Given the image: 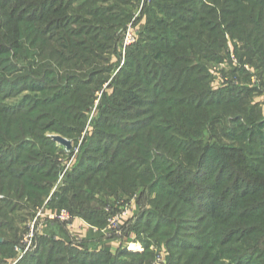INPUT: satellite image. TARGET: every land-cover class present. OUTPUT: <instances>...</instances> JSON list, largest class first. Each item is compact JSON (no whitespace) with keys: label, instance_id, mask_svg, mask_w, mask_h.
I'll use <instances>...</instances> for the list:
<instances>
[{"label":"rangeland","instance_id":"obj_1","mask_svg":"<svg viewBox=\"0 0 264 264\" xmlns=\"http://www.w3.org/2000/svg\"><path fill=\"white\" fill-rule=\"evenodd\" d=\"M14 1L0 0V46L7 50V53L0 55V127L4 128L9 124L18 128L22 126L28 133L24 142L20 141L10 149L6 146L7 149L3 148L0 154L5 161L9 158L15 160L19 158V164L12 170H21L22 161L35 171L44 166L47 170L51 168L50 164H55L59 175L48 197L45 196L43 203L32 211L24 210L25 199L18 200L13 197L14 195L10 196L0 191V224L3 226V231L0 233L8 231L14 224L18 225L20 231L17 243H19L27 231L28 223L40 209H44L43 212L65 210L72 218L70 222L51 220L47 221L43 228L58 227L60 231L58 236L64 233V237H60L65 240L61 239L60 242L65 244L71 239L79 241L77 235L81 234L79 233L81 230H89L85 225L88 223L80 218L84 222L83 226L74 225V220L79 218L72 216L71 206L72 204L91 205L93 208L102 207L108 216L106 226L103 228L106 229L108 247L97 244L98 246L87 248L89 243L83 241L85 247H82V250L98 254L108 248L112 258L118 254L115 260L122 264H239L245 261L247 256L243 257L240 253L245 251V246L254 243V238L251 237H260L262 233L248 235L246 231H242L241 235L235 233L225 238L222 235L225 229L214 222L216 217L204 216L196 209L190 211L186 204L171 200L170 197L160 199L159 196L163 195L165 189H171V182L177 178V164L184 165L185 170H188V173L186 172L188 175L184 176L183 180L184 178L198 180V176H203L205 172L212 173L213 168L216 167L214 163H218L216 159L222 154L220 151L227 150L231 153L232 150L239 151L242 147L243 150L239 151V154L248 165L254 167L251 168L253 172L264 170V152L261 147L258 145L244 147L242 143L228 141L223 137V132L232 128L227 120L216 121V117L212 116L206 121L203 115L194 114V111L192 114L197 119L191 120L192 127L180 120H174L173 124H164L155 117L154 123L160 125L166 140L159 152L156 151L157 149H148L155 153L153 154L155 164L152 162V155L147 156L146 153L145 159H140L141 157L133 155L135 147L127 148L124 137L131 134L133 141L142 134L140 132L124 134L117 129L111 131L108 136L104 135L105 138L99 139L100 143H95L96 139H92L95 133L108 134L107 129L101 127L102 124L114 120L120 128L138 130L142 127L140 125L149 121V114L153 112L156 114L158 110L155 107L151 112L150 108L145 107L147 108L145 112L141 113L138 119L131 118V121L108 115L117 110L116 102L120 99L122 90L130 82H137L129 79L124 85L128 79L120 77V74L127 68L128 59L131 57L126 48L137 43L140 38V27L145 24L146 18L143 17L135 26L133 21L127 24L126 28L132 27L134 42L123 48L124 29H117L116 34H113V40L110 39L111 33L108 31L109 25L118 22L120 14H125L121 9L123 0H60L54 7L46 8L41 21H34L31 15L28 16L32 4L28 3L29 0L16 4ZM174 4L178 3L168 5ZM177 7L183 11H190L192 8L191 5L184 7L180 4ZM177 13L180 14L179 11ZM136 15H138L137 11ZM182 15L186 16L187 12H183ZM102 18L105 28L98 23ZM176 25L178 27L182 22ZM225 40L226 45L223 52L218 54V59L193 62V70L197 72L200 68L198 74H205L204 88L208 91L204 92L207 95L203 98L200 93H194L199 95L189 97L186 104L192 108L197 107V103L205 101L209 93L212 99L219 101L231 96L241 99L242 94L253 88L250 89L252 92L255 89L252 102L256 103L255 101L259 100L256 104L264 113V93H262L264 85L256 75L257 71L245 58L240 59V48L243 44L232 40L228 34ZM135 64L129 63L131 66L129 68L133 71L136 68ZM99 69L105 71L100 74ZM118 80H122V84ZM30 82L43 86V91L38 93L28 90L27 85ZM108 82H110L109 86ZM226 91L236 93L225 95ZM91 93L95 94V98L87 107L83 120L82 115H79V109H76L77 102L73 95L81 98L84 94ZM52 96L57 98L54 99ZM104 96L108 98L104 99ZM148 104L147 102L146 105ZM12 115L16 116L12 117ZM151 118L153 117L150 116ZM82 123L84 127L79 130V125ZM97 123L100 124L98 129L94 126ZM197 133L201 135H196ZM17 136L22 137L24 133L17 132ZM60 139L70 142V149L60 143ZM45 144L50 145L51 148L45 147ZM103 146L110 149L108 155L114 148L122 146L119 149L123 148L122 152H124L118 157L117 162H122L121 164L127 162L129 168L147 174L151 182L154 181V185H151L152 189L145 188L140 192L135 187L127 188L128 194L123 195L100 192L99 189L93 191L84 183L64 188L63 176L72 166H79L76 165L78 159L82 164L87 162L86 165L95 168L106 158L104 157L106 151H101ZM206 146L208 155L205 166L202 169H194L195 157L191 152L184 151L185 148L195 150L198 155L199 148L205 151ZM7 151L9 153L6 155ZM126 154L130 155L127 161L124 160ZM185 156L190 157L187 163L184 160ZM164 158L170 162L169 166H162L160 163ZM41 162H44L43 165ZM196 174L200 175L196 177ZM258 174L256 172V175ZM241 177V184L249 182L245 176ZM72 195L81 197L73 201ZM212 195L213 193L205 194V196ZM60 199L65 200V206L58 205ZM195 204L202 206L199 198L196 199ZM118 214H123L118 227L109 228V219ZM159 225L160 228H157ZM257 226L258 224H254L255 230ZM262 226L264 228V221ZM93 229L100 233L99 228L93 227ZM41 230L42 228L39 229V233ZM242 235L248 236V239L241 240ZM94 236L92 237L96 241L101 238L99 234ZM231 237L235 239L231 240ZM134 245L136 249L132 250ZM254 252H248V258ZM11 259L14 257L6 258V253H0V264H10ZM263 260L264 257L260 255L257 259L253 258V264H264Z\"/></svg>","mask_w":264,"mask_h":264},{"label":"trees","instance_id":"obj_2","mask_svg":"<svg viewBox=\"0 0 264 264\" xmlns=\"http://www.w3.org/2000/svg\"><path fill=\"white\" fill-rule=\"evenodd\" d=\"M22 1L15 0L14 2L16 4ZM58 1L60 0H29L28 3L32 4L28 16L31 15L35 19L34 21H41L46 8L48 6L49 8L54 7ZM123 1L121 9L125 14H120L119 21L109 25L110 39H114L113 34H116L117 29H124L123 41L128 23L133 21L135 26L139 24L143 17L146 18V22L140 27V38L137 43L126 48L131 57L128 59L127 68L120 74V77L128 79L127 82H124V85L129 82V79L137 82H130L122 90L120 99L116 102L117 110L112 114L110 112L108 115L131 121L132 119H138L140 114L144 113L147 108H150L151 112L155 107L158 110H156V114L154 112L149 114L153 118L150 119V116H148L149 121L145 124L141 123L143 125L139 124L142 127L138 130L135 128L126 129L123 126V128H120L114 120L102 124L101 127H105L108 134H102V136L99 132L95 133L94 138H92L96 139L95 143H98L99 139H103L104 135L108 136L111 131L117 129H120L124 134H126L125 132H140L142 134L133 139L134 142L131 140V134L124 137L127 148L129 146L135 147L133 155L141 157L140 159H145L146 153H148L147 156L152 155V162L155 164V158H153L155 153H153V150L148 149H157L156 151L159 152L166 143L160 125L154 123L155 117L164 124H173L174 120H180L192 127L191 120L197 119L193 116L196 113L197 115H203L206 121L212 116L216 117V121L225 122L227 120L232 128L223 132L225 139L242 143L244 147L258 145L264 152V113L258 104L252 102L255 89L252 92L250 89L253 88H250L247 93L245 92L240 96L241 99L232 98L233 96H231L219 101L212 99L209 93L205 101L197 103V107L192 108L186 104L190 99L189 97L199 95L194 93H200L201 98H203L207 95L204 92L208 91L204 88L206 83L205 74H198L200 68L197 72L193 70V62L218 59V54L223 52L226 45V34L230 35L232 40H237L241 45L243 44L240 48V59L245 58L247 63L257 71L256 75L264 85V0ZM169 3L178 4L168 5ZM179 4L184 7L191 5L192 8L190 11H183L177 7ZM177 9L180 14L177 13ZM136 11L138 15L135 16ZM183 12H187V15L183 16ZM102 20L103 18L98 23L104 27ZM178 22H182V25L177 27ZM5 53H7L6 48L0 46V55ZM132 57L135 59H132ZM129 63H136L134 71L129 68L131 67ZM99 71L102 74L105 70L99 69ZM204 79L205 81H202ZM118 81H121L119 83L122 84V80ZM109 84L110 82H108V86ZM192 85L195 87H192ZM42 87L33 82L27 85L28 90L38 93L43 91ZM229 93L236 92L226 91L224 94ZM164 94H167V96H163ZM73 96L75 102H77L76 109H79V115H82V119L85 120L87 107L91 105L95 94H84L81 98H76V95ZM56 98L57 96L54 99ZM105 98H108V96H104ZM147 102L148 105H146ZM193 111L194 114H192ZM15 116L12 115V117ZM199 123L202 124V122ZM94 126L98 129L100 124L97 123ZM83 127L84 124L82 123L78 129L82 130ZM72 129L76 128L72 127ZM17 132L24 133V136L18 137ZM27 133V130L22 126L18 128L9 124L4 128L0 127V153L6 146L10 149L19 144L20 141L24 142ZM177 133L182 136L179 132ZM196 135H201V133ZM44 146L51 148L48 144ZM106 147L103 146L101 150L102 152L106 151L104 154L106 158L101 160L95 168L86 165L87 162L82 164L81 160L78 159L76 165L79 166H72L70 171L67 170L68 172L66 171L63 176L64 188L84 183L86 187H90L89 189L93 191L99 189L100 192H113L123 195L128 194L126 192L127 188L132 189L135 187L140 192L145 188L152 189L151 185L154 181L151 182L147 174L138 173L131 167L129 168L127 162L123 164L117 162L118 157L124 152H122L123 148L122 150L119 149L122 146L114 148L110 155H108L110 149ZM206 148L207 146L205 151L199 148L198 155L195 150L185 148L184 151L191 152L195 157L193 160L194 169H202L205 166L208 155ZM242 150L241 147L239 151L242 152ZM239 151L232 150L231 153H228L227 150L225 152L220 151L222 154L216 159L218 163H214V167H216L213 168L212 173L205 172L200 177L198 176L200 174H196L198 180L192 178L189 180L184 178L185 180H183V177L188 175V170H185L184 165L177 164L176 180L180 181L173 180L170 185L171 189H165L163 195H160L159 198L170 197L171 200L174 199L176 202L186 204L190 211L196 209L204 216L216 217L214 222H216V225H220V228L225 229L222 232L225 238L235 233L241 235L242 231H246L248 235L262 233L260 237H251L254 238V243L245 246V251L241 250L240 253L243 257L247 256V259L239 264H253V258L257 259L260 255L264 257V228L262 226L264 221V170L260 169L253 172L251 169L253 166L248 165L247 161L240 156ZM8 153L7 151L6 155ZM187 155L189 156V154ZM124 157V160L127 161L130 155L126 154ZM158 157L162 158V156ZM189 158L184 157L186 163ZM19 162V158L16 160L9 158L5 161L0 154V191L10 196L14 195L13 197L18 200L25 199L24 210L32 211L43 203L45 196L48 197L53 185L58 180L59 173L55 164H50L51 168L47 170L44 166L35 171L30 169L25 161L20 163V165H23L21 170H12ZM43 163L41 162V165ZM160 163L162 166H169L170 164L165 158ZM83 165H85L84 169L82 168ZM256 172L259 174L256 175ZM253 175L255 176L252 177ZM241 176H245L249 182L241 184ZM207 193H213V195L205 196ZM79 197L81 196L72 195V200L75 201ZM55 198L57 197L55 196ZM197 198H199L202 206L195 204ZM202 201H204L203 204ZM65 204V200H59V206H65ZM71 212L72 216L83 219L93 227L103 229L106 226V217L108 216H106L107 214L102 207L93 208L91 205L78 204L77 206L72 204ZM254 224H258L256 230ZM234 225L237 226L234 227ZM157 228H160V225ZM260 228L262 230L259 231ZM236 230L238 232H235ZM0 231H3L1 224ZM19 231L18 225L14 224L8 231L0 233L2 239L0 253H6V258L14 257L13 247L19 240ZM232 231L234 233H230ZM232 239H235V237H231ZM245 239H248V236L242 235L241 240ZM82 247V244H65L54 238L38 236L32 250L18 264H122L115 260L118 254L115 258H112L108 248L94 254L82 250ZM253 251L255 252L248 258L247 253Z\"/></svg>","mask_w":264,"mask_h":264},{"label":"built area","instance_id":"obj_3","mask_svg":"<svg viewBox=\"0 0 264 264\" xmlns=\"http://www.w3.org/2000/svg\"><path fill=\"white\" fill-rule=\"evenodd\" d=\"M134 42V33L132 27H127L124 38H123V48ZM44 209H40L33 219L28 223L27 231L23 235L19 243L14 246V252L16 253V258L10 262V264H17L34 246L36 237L39 234V229L47 223V221L56 220L59 222H70L71 217L65 210L59 212H43ZM123 214H118L115 217L109 219V228H117L120 218Z\"/></svg>","mask_w":264,"mask_h":264},{"label":"crops","instance_id":"obj_4","mask_svg":"<svg viewBox=\"0 0 264 264\" xmlns=\"http://www.w3.org/2000/svg\"><path fill=\"white\" fill-rule=\"evenodd\" d=\"M262 93H264V90H262ZM256 98H257V96H256ZM256 103H258L259 102V100H257V101H255ZM80 219V218H79ZM75 219L74 220V225H77L78 227H80V226H83V224H84V222L80 219ZM85 225H87L86 227L89 229V230H81V231H79V233H81V234H78L77 235V238H79L78 240L79 241H75V240H73L72 241V239L69 241V242H66V243H70V244H74V245H76V244H82V242L83 241H85V242H88L89 244L86 246L87 248L88 247H92V246H98V245H106L107 247H108V239H107V234H105L106 232H105V230L106 229H100L99 230V232L100 233H98V232H96L97 230H94L93 229V227L92 226H88V225H90V224H86L85 223ZM84 225V226H85ZM58 231H59V229H58V227H44V228H42V230H41V232L38 234V236L39 237H47V238H54L55 240H64L63 238H61L62 236L64 237V233H62V234H60V236H58ZM94 232V233H93ZM59 233H60V231H59ZM84 233V234H83ZM94 234H99L100 236H101V238L99 239V240H95L94 239ZM37 236V237H38ZM92 236H94V237H92ZM65 241V240H64ZM98 244V245H97ZM82 246L83 247H85V245H83L82 244ZM16 256L17 255H14V259L16 258ZM14 259H11L10 260V262L12 261V260H14Z\"/></svg>","mask_w":264,"mask_h":264},{"label":"water","instance_id":"obj_5","mask_svg":"<svg viewBox=\"0 0 264 264\" xmlns=\"http://www.w3.org/2000/svg\"><path fill=\"white\" fill-rule=\"evenodd\" d=\"M59 141H60V143H62L65 147H67L68 149H70V147H71L70 142H68V141H66V140H62V139H60ZM1 242H2V240H0V243H1Z\"/></svg>","mask_w":264,"mask_h":264},{"label":"bare ground","instance_id":"obj_6","mask_svg":"<svg viewBox=\"0 0 264 264\" xmlns=\"http://www.w3.org/2000/svg\"><path fill=\"white\" fill-rule=\"evenodd\" d=\"M134 249H136L135 245H134V246H132V250H134Z\"/></svg>","mask_w":264,"mask_h":264}]
</instances>
